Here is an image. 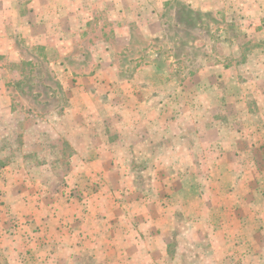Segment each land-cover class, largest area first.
I'll return each mask as SVG.
<instances>
[{
    "label": "rangeland",
    "instance_id": "374dc122",
    "mask_svg": "<svg viewBox=\"0 0 264 264\" xmlns=\"http://www.w3.org/2000/svg\"><path fill=\"white\" fill-rule=\"evenodd\" d=\"M169 1L152 5L157 17L132 20L108 18L107 7L85 0L83 11L93 16L85 23L88 36L79 44L74 35L62 36L69 52L46 51L53 49L50 26L58 32L60 24L68 22V31L77 24L52 20L49 7L35 23H47L45 37L28 40L31 32H21L28 6L14 26L0 20L8 47L0 55V93L7 95L0 98V159L46 163L54 178L45 184L51 196L44 214L58 221L67 211L55 204L75 225L70 209L85 214L94 196L104 205L148 207L152 217L155 207L163 210L165 264H264V0H223L209 11ZM107 61L116 67L104 68ZM76 68L110 80L89 81L100 97L93 102L98 116L75 112L81 85L68 71ZM31 95L42 96L45 106L32 107ZM93 155H101L93 165L101 172L79 177L78 170L74 180ZM108 213L104 206L100 215ZM5 216V235L13 237L21 223Z\"/></svg>",
    "mask_w": 264,
    "mask_h": 264
},
{
    "label": "crops",
    "instance_id": "0c3cea01",
    "mask_svg": "<svg viewBox=\"0 0 264 264\" xmlns=\"http://www.w3.org/2000/svg\"><path fill=\"white\" fill-rule=\"evenodd\" d=\"M84 1L0 0V20L4 19L6 27L8 24L6 20L12 21L11 26H14L21 19L20 14H24L23 11L28 6L27 14L24 15L27 23L24 24L25 27L21 28V32L23 30L31 32L29 35L26 33L25 38L28 40H33L41 36L45 37L40 32H42L43 27H47V23L43 27H38L35 23L46 18L45 15L49 10L47 7H49L51 10L48 13L51 14L52 20L58 18L64 21L77 20V24L75 27H71L69 31L68 22L66 25L65 23L60 24L61 29L65 28V34L61 33L60 28L58 32L51 30L50 26L47 34L53 40V49L46 47V51L69 52L71 50L69 46L71 45L64 44L63 42L65 40L60 39L62 36L64 38L68 35H74L77 38V44L81 41L80 37L88 36V32L85 30V27H87L85 23L88 17L92 19L93 16L85 15L82 7ZM90 2L96 5L95 8L102 7L106 10L107 7L108 18L111 19H116L118 15L124 19L147 20L148 18L157 17V13L160 12L153 11L152 5H156V8L160 9L170 1L90 0ZM215 2L225 4L223 0H187L190 8L196 7V9L200 8L207 11L214 10L213 5ZM56 4H60V7L57 5L59 7L58 11L56 8H53ZM30 5L32 6L30 7ZM45 5L47 6L45 7ZM84 17L87 19L84 20ZM255 17L256 15L253 18ZM31 20L34 22L32 23ZM29 21L30 23H28ZM26 25L30 31L26 29ZM33 26L34 29H40L39 33L34 34L36 31H31L33 30ZM17 27L13 28L17 30ZM142 31L140 29L141 34ZM6 41L5 33L0 32V55H5L8 52V47L4 46ZM81 58V54H79L75 57V60L81 62ZM55 60H52L51 63H54L53 61ZM50 65L52 66V64ZM58 65L61 66V63ZM111 65L115 66L110 61H107L103 64V67H107V69L109 67V70H111ZM62 67L66 69L65 62ZM62 67L61 70L63 71ZM74 71L68 72L74 75V77L70 76L72 79L74 78L77 86L81 85L77 87L75 92L78 94V100H82V103L76 105L75 112L77 111V115L84 117L86 115L94 116L96 112L97 116L100 115L95 110L96 107L93 103L97 102L96 100L100 99V97L98 95L95 97L97 93L93 91L89 85V81L94 84H98L97 82H99L105 85L107 83L109 84L110 80L104 77L100 78L97 75L84 77L79 68L78 70L76 68ZM111 79H114L115 82H118V80L122 81L121 78L117 77H111ZM67 82L72 84V81ZM124 82L127 85H133L136 81L131 79ZM0 94L3 95L0 98L6 99L7 95H4V92ZM125 94H118V98H125ZM61 95L69 100H73L72 98L76 96L74 94L72 97V95H68L67 93ZM17 96L18 102H24L25 95L23 93L21 95L17 94ZM127 97L129 99L132 98L130 95H127ZM28 98L32 101V107L45 106V102L42 101V96L31 95ZM107 98H110V94ZM9 100L8 107L11 105V99L9 98ZM32 107L27 105L25 109ZM10 108L5 109L2 113L4 112L3 114L6 115L10 112ZM33 110L31 109L32 114L35 113L37 115L38 111L34 112ZM116 113H119V110L110 112V115L113 117ZM129 113L131 114L132 112L129 111ZM36 115L34 116L37 117ZM92 126L96 128L94 131H97L98 126ZM94 136L92 138L95 143L101 135L96 132ZM34 142L39 143V140L35 139ZM87 154L90 158L91 154L94 153L89 152ZM93 156V159L89 163L83 164V166L73 173V175H76L74 180L77 178L78 170L80 171L78 173L79 177L83 173L86 175L93 172H101H95L93 168V165L97 164L96 159L101 157V155ZM37 165V159H0V264H70L71 258L74 262L73 264H86L89 262H92L89 264H148L149 262H152V264H165L164 261L170 260V257L163 248L164 219L161 215V213L163 214V210L160 211V209L158 210L155 207L154 212L156 215L152 217L151 211L147 210L148 207L132 206L133 209L131 210L130 206L104 205V203H100L97 197L94 196L89 201L85 214L82 213L81 207L76 209V211L73 208L70 209L76 213L75 218H79V221L75 222V225L74 223H70L72 221L63 218L64 216L70 217L71 213L68 209L55 204L56 209L60 208L61 211H67V214L63 216L59 215L61 219L58 221L56 217L54 218L52 215L47 216L44 214L47 206L45 203H48L46 199L51 196L50 193L46 194L45 191H48V188H45V184L54 178V172L44 162L40 166ZM88 165H91L92 171H88ZM40 181H43V186L39 185ZM104 206L105 210L109 211V213L100 215L104 212ZM6 213L21 223L15 233L16 235L13 237L5 235V231L10 226L5 216ZM126 213L127 216H125ZM150 216L154 220H149ZM35 226L38 227L36 232H34ZM171 264L173 263L171 262Z\"/></svg>",
    "mask_w": 264,
    "mask_h": 264
}]
</instances>
